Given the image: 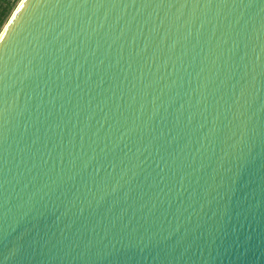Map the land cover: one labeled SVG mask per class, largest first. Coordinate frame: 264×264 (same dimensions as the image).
Returning a JSON list of instances; mask_svg holds the SVG:
<instances>
[{
  "label": "water",
  "instance_id": "1",
  "mask_svg": "<svg viewBox=\"0 0 264 264\" xmlns=\"http://www.w3.org/2000/svg\"><path fill=\"white\" fill-rule=\"evenodd\" d=\"M0 264H264V0H22Z\"/></svg>",
  "mask_w": 264,
  "mask_h": 264
},
{
  "label": "trees",
  "instance_id": "2",
  "mask_svg": "<svg viewBox=\"0 0 264 264\" xmlns=\"http://www.w3.org/2000/svg\"><path fill=\"white\" fill-rule=\"evenodd\" d=\"M16 1L17 0H0V20H2L0 26L3 24L5 18L9 15Z\"/></svg>",
  "mask_w": 264,
  "mask_h": 264
},
{
  "label": "rangeland",
  "instance_id": "3",
  "mask_svg": "<svg viewBox=\"0 0 264 264\" xmlns=\"http://www.w3.org/2000/svg\"><path fill=\"white\" fill-rule=\"evenodd\" d=\"M22 0H17L12 8V10L10 11L9 15L5 18L3 24L0 26V35L3 32L4 28L6 27L7 23L9 22L10 18L12 17L13 13L15 12L16 8L18 7V5L20 4Z\"/></svg>",
  "mask_w": 264,
  "mask_h": 264
},
{
  "label": "snow or ice",
  "instance_id": "4",
  "mask_svg": "<svg viewBox=\"0 0 264 264\" xmlns=\"http://www.w3.org/2000/svg\"><path fill=\"white\" fill-rule=\"evenodd\" d=\"M0 23H2V20H0Z\"/></svg>",
  "mask_w": 264,
  "mask_h": 264
}]
</instances>
